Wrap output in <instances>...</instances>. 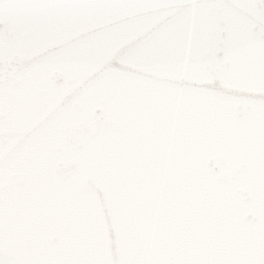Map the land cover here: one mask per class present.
Wrapping results in <instances>:
<instances>
[{
  "label": "water",
  "instance_id": "1",
  "mask_svg": "<svg viewBox=\"0 0 264 264\" xmlns=\"http://www.w3.org/2000/svg\"><path fill=\"white\" fill-rule=\"evenodd\" d=\"M0 264H264V0H0Z\"/></svg>",
  "mask_w": 264,
  "mask_h": 264
}]
</instances>
